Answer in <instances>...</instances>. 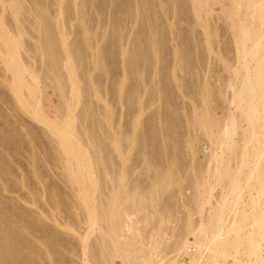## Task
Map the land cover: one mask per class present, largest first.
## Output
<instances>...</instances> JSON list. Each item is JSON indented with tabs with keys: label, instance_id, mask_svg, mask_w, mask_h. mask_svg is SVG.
<instances>
[{
	"label": "bare ground",
	"instance_id": "1",
	"mask_svg": "<svg viewBox=\"0 0 264 264\" xmlns=\"http://www.w3.org/2000/svg\"><path fill=\"white\" fill-rule=\"evenodd\" d=\"M25 1L0 0V264H67L65 253L74 255L75 252L73 244L63 243L62 227L72 230L74 235L81 234L82 264H109L116 258L122 264H241L246 257L250 259L248 263L245 260L246 264H264V0L228 1L234 12L248 11L244 23L238 26L234 18L228 16L232 28H237L235 47L239 63L243 61L234 68L240 85L230 83L227 87L232 94L225 99L227 104L236 107L237 116L228 114L225 119L213 116L206 107L213 91L205 82L199 88L203 106L192 119V125L197 128L194 131L203 132L210 141V177L224 183L227 194L213 205L209 220L195 222L188 214L184 225L177 230L173 225L172 203L163 207L158 203L162 197L158 187L163 186L165 179L177 176L175 158L172 157L171 166L160 169L162 173L156 177L148 175L146 185H141L143 181L140 184L138 177L126 182L129 169L136 170V166H129L127 161L133 151L141 147L136 143L146 141V136L135 129L130 133L125 129L116 133L105 130L108 133H102L103 140L89 130V117L95 114L89 108L82 116L88 128L77 127V117L71 109L84 95L79 88L81 56L74 44L67 41L60 16L51 19L48 15L47 3L29 0L31 7L26 6L29 9ZM214 3L215 0H193L195 16L206 19L207 9ZM26 14L36 18L30 25L39 34L33 48L27 41L30 33L27 22L31 19L26 18ZM248 17L253 20L249 21ZM247 18L250 24L246 23ZM257 19L261 22L254 25L252 21ZM84 28L87 30L86 25ZM205 32L210 35L211 29L207 27ZM208 37L210 46L211 35ZM61 49L65 53L63 63L59 61L61 52L58 56ZM95 53L100 66L104 60L101 45ZM35 60L47 64L49 79L62 88L65 78L61 77L59 64L67 70L66 78L71 83V96L68 93L66 98L69 112L57 119H49L43 112L42 83L43 78L46 79L34 67ZM127 62L126 70L130 71L132 63ZM134 99L132 97L131 101ZM29 114L50 128L51 144L57 152V158L52 155L54 164L60 163L71 189L81 196V205L74 203L82 206L78 215L80 227L74 220L77 216L63 214L57 187L44 182L43 129H27ZM239 120L248 124L247 129H238ZM216 123L222 128L219 134L213 129ZM14 124H18V129ZM196 140L197 135L189 146ZM146 148L139 150L146 151ZM144 161L149 173L150 157L146 156ZM198 179L207 186L203 189L209 191L214 187L213 181ZM245 194H249L250 202L239 209L240 198ZM81 226L84 232L79 230ZM168 229H174L169 240ZM92 235L94 241L90 242ZM183 256H189L190 260H181Z\"/></svg>",
	"mask_w": 264,
	"mask_h": 264
},
{
	"label": "rangeland",
	"instance_id": "2",
	"mask_svg": "<svg viewBox=\"0 0 264 264\" xmlns=\"http://www.w3.org/2000/svg\"><path fill=\"white\" fill-rule=\"evenodd\" d=\"M40 1L47 3L45 5H48L46 7L50 9V11L48 9V15L52 16L51 19L60 16L63 30L67 34V41L74 44L75 51L78 50L76 52L81 56L80 60L82 62H79L78 72L82 80L79 88L81 92L83 89L84 95L79 97L78 102L71 109V113L77 117V127L83 130L90 126L89 130L91 129L90 131L97 134L98 137H103V140L105 135L103 136L102 133H106L105 130L113 133L120 132L121 129H125L126 133H130L129 131H132V129L140 130L138 131L140 133L143 132L146 136L144 142H146L147 148L143 141L138 142L139 144L144 143L142 145L136 144L142 148L144 146L147 150L142 149L141 151L139 150L141 147L139 149L137 147L133 151V155L129 157L127 164L129 166L135 165L136 170L131 172L129 169L126 182L138 177L139 183L141 184L143 181L141 185H146V181L150 176L156 177L161 170L170 167L172 157H174L177 164V176L173 175V178L165 179L161 187H165L166 190L158 187L162 196L158 202L159 206L163 207L166 203H172V209L174 210H172L174 214L173 225L176 230L184 225L188 214L192 215L195 222L209 220L212 207L221 201V197L225 196L223 194L227 193L224 189V183H219L218 180H213L210 177L211 172H208L212 163L210 162L212 157L208 155L210 154V141L203 135V132L199 131L197 134V131H194L197 128L192 125V119L195 115H198L203 106L201 102L202 94L199 95V88L205 82L210 84L213 91L209 103L206 105L213 116L215 115L221 119H225L228 114L237 116L235 113L238 112L235 109L236 107L227 104L225 99L232 94L231 89L227 87L230 83L237 87L240 85V78L235 75L234 68L241 65L243 61L241 60L239 63L235 47L237 28H232L228 16L231 15L238 26L244 23L248 11L242 9L240 12H234L229 5V0H215L213 7L207 9L209 11L207 18L199 19L193 11V0ZM25 2V7L31 5L29 0ZM57 2L60 3L59 6ZM30 7L26 8L30 9ZM60 9L62 10L61 15ZM25 17L32 20L27 22V26L30 28L27 41L30 42L29 44L33 48V42L39 39L38 32L31 27L35 17L28 14ZM248 18L246 23L250 24L248 20L251 21L252 18ZM252 22L256 25L261 20L257 19L256 22ZM85 25L87 30L84 28ZM207 27L211 29L210 46L207 44L210 35H206L205 32ZM76 45H79V47H76ZM99 45L103 48L104 56V60L101 61L103 64L101 63L100 66V63H98L100 61L95 53ZM135 45L138 48L137 46L132 47ZM62 54L65 55L61 49L58 56L59 59L61 58L59 61L63 63L65 57ZM126 62L128 64L132 63L130 71L135 72L131 73L126 70L128 69L126 68ZM43 64L40 60L34 61V67L46 79L43 78L42 83L43 112L49 119L53 120L69 112L66 98H68V93L70 95L69 85L71 83L66 78L67 70L60 67L59 62V71L62 70V72L60 71L61 77L65 78V81L63 80L65 82L64 88L49 79L51 76L47 72V64ZM136 90L138 91L136 92ZM132 97L133 99L134 97L137 98L133 101L135 103L131 101ZM88 108L95 111H93L95 113L94 117L92 118L93 115L90 116L89 121L96 123L99 120L100 122L92 123V125L88 121L89 125L87 127L82 116ZM95 117L98 119L93 120ZM14 126L17 128L18 124H14ZM247 126L248 124L241 120L238 129H247ZM27 129H43L44 159L42 173L44 182L47 186L55 185L57 187L56 190L60 198V204L62 202L63 214L72 218L77 216L78 218L74 220L78 221L75 223L77 227H80L78 226L80 221L78 215L82 211V208H80L82 206L79 207L78 204L81 205V196L71 189L70 184L67 182L65 170L59 165L60 163L56 164L59 165V168L54 164L56 163L54 160L55 157L57 158V152H55L54 145L51 144L50 128L39 122L32 114H29L27 116ZM213 129L215 133L219 134L222 128L216 123ZM170 130L173 131L170 132ZM44 133L46 134L44 135ZM196 135L198 140L195 141L193 146H189ZM240 137L238 135L237 139L239 140ZM240 142L238 143L239 147L242 146L243 141L241 144ZM175 143H180L177 144L180 147ZM176 149H179V151H176ZM146 156L150 157L152 164L149 173L145 167L144 159ZM116 157L119 156L116 155ZM246 171H249V167ZM171 172L168 173L171 174ZM198 178L213 181L212 184L214 185L212 186L214 187L209 191L205 190L207 186L204 187L201 184L202 179ZM161 190L165 191L166 194L162 195ZM201 190H203L202 193ZM95 192L97 191L94 190ZM94 195L97 196V193ZM240 199L242 201L239 200L241 202H239L238 208L243 209L248 205L247 202H250V196L245 194ZM74 203L78 204L75 206ZM241 217L243 218V216ZM79 230L84 232L85 229H82L81 226ZM71 231L62 227L64 236L61 233V237L66 242L63 243L68 246L73 244L71 246H73L75 252L74 255L66 252L64 256L67 262L66 259L65 262L67 264H82L81 256L83 257L84 250L81 248V234L77 232L74 235ZM172 231L170 229L166 231L167 239L171 238ZM70 234L73 235L71 238ZM70 240L73 242L70 243ZM92 240L94 241V235L90 236V242ZM181 260L189 261L190 257L183 256ZM243 260L241 264L248 263L247 260L250 259L246 257ZM109 264L122 263L119 258H116L114 263L109 262Z\"/></svg>",
	"mask_w": 264,
	"mask_h": 264
}]
</instances>
